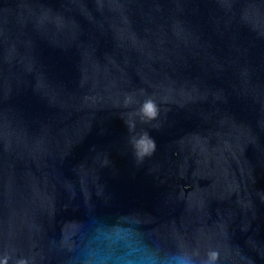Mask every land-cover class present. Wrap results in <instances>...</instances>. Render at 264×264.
I'll return each instance as SVG.
<instances>
[{
  "label": "water",
  "instance_id": "water-1",
  "mask_svg": "<svg viewBox=\"0 0 264 264\" xmlns=\"http://www.w3.org/2000/svg\"><path fill=\"white\" fill-rule=\"evenodd\" d=\"M209 250L264 264V0H0V257Z\"/></svg>",
  "mask_w": 264,
  "mask_h": 264
},
{
  "label": "clouds",
  "instance_id": "clouds-1",
  "mask_svg": "<svg viewBox=\"0 0 264 264\" xmlns=\"http://www.w3.org/2000/svg\"><path fill=\"white\" fill-rule=\"evenodd\" d=\"M134 102V97L132 95H127L124 99V106L128 107ZM158 114L159 108L157 103L149 97L143 101L137 112L131 113L130 115H138L142 122H150L155 120L158 117ZM127 124L130 132L135 130L136 125L134 120L129 119ZM131 143L139 160H142L146 156H151L156 147L155 141L147 134V132L140 134L138 137L133 136L131 138ZM9 260L10 257L4 255L3 257H0V264H9ZM218 260L219 252L216 250H209L206 253V256L202 259L201 264H218ZM15 264H29V261L26 258H19L15 261ZM180 264H193L192 256L184 255L180 257Z\"/></svg>",
  "mask_w": 264,
  "mask_h": 264
}]
</instances>
